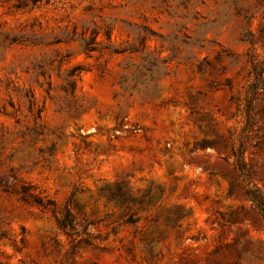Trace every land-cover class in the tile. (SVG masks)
<instances>
[{
    "label": "rangeland",
    "instance_id": "374dc122",
    "mask_svg": "<svg viewBox=\"0 0 264 264\" xmlns=\"http://www.w3.org/2000/svg\"><path fill=\"white\" fill-rule=\"evenodd\" d=\"M251 56L264 0H0V264H264L230 152ZM253 110L244 158L264 196V70ZM117 182L145 202L133 225Z\"/></svg>",
    "mask_w": 264,
    "mask_h": 264
},
{
    "label": "trees",
    "instance_id": "16d2710c",
    "mask_svg": "<svg viewBox=\"0 0 264 264\" xmlns=\"http://www.w3.org/2000/svg\"><path fill=\"white\" fill-rule=\"evenodd\" d=\"M252 57V56H251ZM264 70V59L256 60L251 58L250 61V71L251 82L247 86L245 99H244V118L245 122L241 128V131L236 138L230 144V152L233 157L234 169L236 176L243 183L245 193L250 199V201L257 208L259 213L264 219V196L259 188L251 184V174L247 167L244 154L246 150V139L250 133L251 126L253 124V100L255 92L258 88V84L261 81L262 73ZM2 182H0L1 184ZM31 186L21 183L19 189L17 190L20 198L36 206L40 210L49 211L55 219L58 227L67 235L72 236L75 244L84 243L90 245L93 243L91 238V233L86 230V224L81 228L77 224V219L74 214L70 211L68 204L63 208V210L57 214L55 211V204L53 201L46 199L43 200L39 195L32 193L30 191ZM111 198L115 199L116 203L123 206L125 209L124 218L122 222L125 224L133 225L136 222V218L133 217V213L130 211V205L133 203H138L142 205L144 200L142 198H136L131 195L128 188L120 182L115 184V189L111 192ZM153 200V196L149 198L148 202Z\"/></svg>",
    "mask_w": 264,
    "mask_h": 264
}]
</instances>
